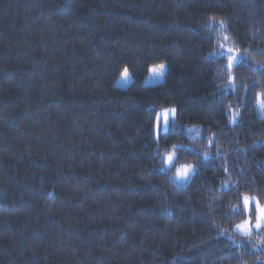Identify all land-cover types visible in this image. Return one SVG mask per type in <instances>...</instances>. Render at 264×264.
<instances>
[{
	"label": "trees",
	"instance_id": "obj_1",
	"mask_svg": "<svg viewBox=\"0 0 264 264\" xmlns=\"http://www.w3.org/2000/svg\"><path fill=\"white\" fill-rule=\"evenodd\" d=\"M228 47L236 87L221 90ZM251 56L264 58V0H0V264L254 256L211 223L264 190V114L242 103L264 79ZM161 60L162 80L144 85ZM172 108L161 130L156 114ZM177 124L199 127L210 155L174 184L156 147Z\"/></svg>",
	"mask_w": 264,
	"mask_h": 264
},
{
	"label": "clouds",
	"instance_id": "obj_2",
	"mask_svg": "<svg viewBox=\"0 0 264 264\" xmlns=\"http://www.w3.org/2000/svg\"><path fill=\"white\" fill-rule=\"evenodd\" d=\"M212 18L218 21L224 20L227 24L226 19L218 16L208 17L209 20H212ZM236 49L240 51L238 47ZM245 53H247V49H245ZM250 60L252 62L250 68L253 73L258 71V66L264 65V58L258 59L256 56H251ZM226 62L228 64V57ZM161 66H163L165 72L167 62L163 60L150 65L148 71L158 72ZM124 68L129 69L128 66ZM227 73L226 81H221V90L228 89L229 81L233 76L228 67ZM241 86L243 87L244 85ZM252 88L254 90L242 100V103H250L253 107H258L261 110V107L264 106V79L259 75L255 76ZM232 103L230 101L226 107L232 109ZM240 107V105H237L226 118L229 120L230 116L240 114ZM176 127L183 128V133L171 141L161 143L156 147V151L159 153L156 157V164L166 173L168 180L174 184L177 181L183 180L182 177L189 168L194 169V171L199 168L203 163V158L210 155L209 150L203 142L202 130L199 127L195 124H177ZM208 139L211 141L210 135ZM257 139L264 141V136L257 137ZM232 183H235V180ZM238 195L242 196V205H238L235 200L230 201L229 207L225 210V215L219 219L212 220L211 223L218 229L219 234L234 242L238 249H242L246 244L248 249L255 253L254 256H245L243 251H239L238 256L240 259L238 264H264V227L259 229L253 227L251 232L248 231L250 222L253 225H258L264 220V190L251 187L247 191L238 193ZM249 199L255 202L254 209H252V214L250 215L247 214L249 213L247 210ZM235 208H239L240 211L234 212L233 217L229 219L226 213ZM241 213H244V215Z\"/></svg>",
	"mask_w": 264,
	"mask_h": 264
},
{
	"label": "snow or ice",
	"instance_id": "obj_3",
	"mask_svg": "<svg viewBox=\"0 0 264 264\" xmlns=\"http://www.w3.org/2000/svg\"><path fill=\"white\" fill-rule=\"evenodd\" d=\"M212 20H215V18H212ZM219 24L221 25V27H224L226 25V22L224 20H220L219 21ZM221 47H224L223 45H221ZM239 50L238 49H233L231 47H228L227 48V57H228V64H227V67L230 71V73L233 71V66H234V62L237 60V57H238V54H239ZM151 73L155 74V75H160L162 76L163 73H164V69H163V66H161V69L158 71V72H152L151 70H149ZM130 75V71L128 68H124L123 71L121 72V76L127 80V78L129 77ZM230 84H232L233 88L235 89L236 87V80L234 78V76L231 77L230 81H229ZM244 87H247V85H244ZM176 109L175 108H172V109H166L164 114H163V123H164V126L166 127L167 126V123H168V117H169V113H171L173 116L176 114ZM261 114H264V106L261 107ZM240 114H236V115H232L230 116L229 118V121L232 122L233 124H235V121L237 119V117L239 116ZM156 117H157V121L160 120V114L157 113L156 114ZM226 170V169H225ZM243 171V170H241ZM194 172V169L192 168H189L187 170V172L185 173V175L182 177L183 180H187L190 176V174ZM253 203H255L253 200L249 199L248 201V212L251 213L252 212V205ZM253 227L259 229L261 227H264V220L261 221L260 224L258 225H253L251 222L249 223V228H248V231L251 232Z\"/></svg>",
	"mask_w": 264,
	"mask_h": 264
},
{
	"label": "rangeland",
	"instance_id": "obj_4",
	"mask_svg": "<svg viewBox=\"0 0 264 264\" xmlns=\"http://www.w3.org/2000/svg\"><path fill=\"white\" fill-rule=\"evenodd\" d=\"M165 73V72H164ZM164 73H163V75H164ZM163 75L162 76H160V75H155V74H153V73H151V72H149L148 71V73H147V75H146V77H145V79H144V81H143V84L144 85H153V84H156V83H158V82H160L161 80H162V78H163ZM128 82H129V78H127V80H125L121 75L119 76V78H118V80H117V85L118 86H125V85H127L128 84ZM164 112L165 111H163V112H161L160 113V120L159 121H157V126H159V128L161 129V130H164L165 129V126H164V123H163V114H164ZM172 116V114L171 113H169V117H168V119L170 118ZM180 181H183V180H180Z\"/></svg>",
	"mask_w": 264,
	"mask_h": 264
}]
</instances>
